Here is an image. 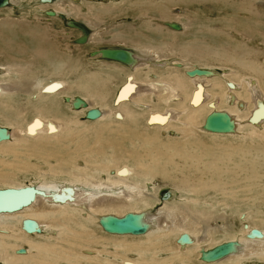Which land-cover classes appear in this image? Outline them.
<instances>
[{"label": "bare ground", "instance_id": "1", "mask_svg": "<svg viewBox=\"0 0 264 264\" xmlns=\"http://www.w3.org/2000/svg\"><path fill=\"white\" fill-rule=\"evenodd\" d=\"M55 1L56 0H18V8H20L21 11H26V13L28 10L31 13L40 12L47 14L49 19L66 21V26L79 32L78 38L74 41L76 45H86L90 42L95 43L103 41L101 36L95 38V36L91 34L92 30L85 23L77 22L75 20H66L67 17L74 14V11L82 13V10L77 7V4L73 3L78 2V0H67L70 8H72L71 10H69L68 7L65 8L64 5H59L57 7L59 10H48L49 8H52V5L48 4H53ZM100 1L103 2L108 0ZM115 1L117 2L120 0ZM178 1L179 0H166V4L172 7L173 5H176ZM187 1L192 2L195 5H199L200 3L198 0H180L181 3ZM26 3H28V6L30 7L29 9L25 8ZM13 5L14 0H7L5 5L0 6V10L8 7L11 9ZM115 5L116 3H111L109 6L116 7ZM157 9L159 11L158 16L157 14L155 15L159 19H163L164 23L162 26L170 27L172 30L171 33L173 34H179L177 32H181L183 28L180 22H174L172 18L167 19L168 22L165 21L166 18H168V14L164 5H160ZM241 10L246 11L244 9ZM102 13L105 14L106 11H102ZM249 13L256 15L255 13L257 12L252 9ZM169 20H172L173 22H170ZM148 28L151 31L161 30L157 24L153 25L151 23L148 25ZM0 29H3L1 25ZM124 34H117L114 36V39L128 46H139L142 48L140 50L138 49L139 51L125 49L127 50L128 57L125 55L126 59L123 60L119 57L122 54L119 55V52H117L119 49L110 48L92 52L90 57L97 59L101 58L107 63L110 61L122 68L127 66L132 72L145 73V76L150 78L148 80H151L149 86H147L149 89H147V92H144L146 94L142 95L143 92H141L139 93L141 96L137 95L140 86L138 85V81H135L134 78L131 77L129 81L119 88L116 95V105L113 109L106 105V98L102 93L103 90H101L103 83L102 81L100 82V80H97V82L95 81L96 79H93L94 81L85 80L80 84L79 90H82V94L84 93L86 97H80L76 104L87 101V107L81 106L76 108L73 105V101H75L76 97L72 98L67 96L69 101H67L65 97L66 103L71 104L75 110H78L76 111L77 113H83L93 124H96V127L101 129V132H99V139L106 135L109 137L114 136L112 142L108 144L109 147L114 149V154L111 155V157L109 156L104 163H96L94 165L90 163L91 160L88 159L90 156H88V165L82 170L83 173H69L71 177V181L67 180L69 185L59 181L48 183L43 181L42 177H39L38 179H35L29 187L23 188V185L17 184L15 180H13L15 178L14 174L9 175L8 173L5 174L0 171L1 184L12 188V192L9 194H5L4 196L0 195V261L3 262V264H59L62 262L61 260L65 258L66 260L64 259V262L67 264H81L78 257L89 262L95 261L96 259L94 258L86 257L84 254H77V252L72 250L76 248L75 241L79 234L84 238V243L90 242L94 245L96 244V246L104 243L103 238H94L89 232L83 234L71 227L72 222H74L72 219L79 215L86 218L87 222L89 221L93 225H99L106 233L111 235V240L117 245L122 244L121 249L123 248L127 252H132L135 249L137 254L139 253L144 259L146 258L144 254H153V257H147V260H123L124 262L122 264H182L184 261L190 260L189 255H191L192 252L197 253L202 264H251L250 259L254 255L259 254L264 257V227L260 226L258 223H254L255 219L253 218H249L248 221L249 216L245 217L243 214L240 215V218L244 220V223L240 230V236L237 239L236 235L229 233L232 238L230 241L214 246L213 244L215 242H213V237L210 235V214L201 212L202 214L200 216L197 215L198 212H194L185 207L182 208L179 206L180 203L173 204L175 201L174 199H177L178 197V192H176V190H171L168 194L167 192L163 194V200L171 199L168 202L165 201V206L162 209H159V212L155 213L157 210L155 212L153 211L150 199L159 195L156 188L152 187L151 183L152 179L157 175L161 176L165 181H175L180 187H184L189 192L196 194L205 192L207 188L219 189L223 187L225 189H230L234 183L221 181L219 176H214V178L205 180L208 168H203L199 165L200 160L196 158L198 155L195 153L196 151H194L197 148L195 146L196 142H190L192 149L187 150L184 148V145L178 143H163L156 135L147 136L141 134L142 132L139 134L133 133L135 130H132L131 127V125L137 120V113L131 108V106H135L136 108H139V110L142 109V111L144 110V112H147L149 124L156 126L157 129H174L175 121L182 122L185 120L186 125L193 128L192 130H186L188 134H193L194 129H199L203 133L207 131L205 132L206 134L209 132L212 133L210 135L213 136L236 135L241 132V130L246 129L251 133L256 134L257 130L264 127V70L253 69L255 74L252 73V75L254 76L243 77L239 82H237L238 79L232 81L229 78V72L226 70H223V74L222 72L220 74L218 70L211 67H207V69L198 68L196 66L191 67L193 65L185 60L186 56L191 54V52L187 50V45H182L181 47V51L186 55L184 58L167 60L166 57L164 58L163 54H161L163 50L162 43L157 44L154 39L138 33L131 36ZM29 36L33 40H36V42L39 41L36 48L13 49V43H9L2 51H0V59L11 57L12 61V63L5 65L0 63V100L6 98L9 99L10 96L16 95L20 92L30 95L36 91L37 74L32 71V64L34 66L35 59L48 60L49 57H56L53 50L45 49L42 45L50 44L51 42L57 43L61 39L52 41L49 38L50 36L45 33L31 34ZM143 40H146V42L143 43ZM149 42H152L153 45H149ZM197 47L199 49L202 48L200 45L195 48ZM238 51L239 50L236 49V52ZM7 52L12 53V56L6 55L8 54ZM207 52L210 51L207 49ZM114 53L118 54V56ZM105 54L110 55V57H106ZM197 55H199L200 58V54ZM209 55L212 56L214 53H210ZM218 55H220V58L224 61L236 62V60H238V64L241 68H245V66H248L246 64H249L248 59H243V57L239 55L235 57L229 56L230 54L228 53ZM22 56L33 57V60L31 59V62L29 63L27 61V63L24 61H15ZM200 60L204 59L200 58ZM62 65L61 62H58L56 68L53 67L56 69V72L53 74L54 76L61 77L64 75L61 71ZM260 66L263 67L262 65ZM168 67L185 68V74L188 76L187 81L194 84L195 88H191L188 84H185L184 79H182L185 78L183 76L182 78H177V80L173 82L172 80L165 81L166 79L163 80L153 74L155 73V69L161 70ZM256 69L258 68L256 67ZM173 71L175 70L173 69ZM158 72L160 71L158 70ZM151 73L153 77L150 76ZM235 76L238 77L237 75ZM142 82L145 84L144 81ZM139 84H141V82ZM221 84H225V87ZM210 87L215 90L218 88L220 90L219 93L215 90H211ZM71 90L72 85L67 81H52L44 86L43 90H39V96L40 98L41 96L51 98L55 95L65 93L66 91H69L70 93ZM243 90L247 95H240ZM151 95L159 96L160 102L162 101V103L166 102L167 104L172 103L174 105L179 104L182 106L179 109L174 108V110H172L169 108L171 110L158 112L155 111L151 105L144 104L142 100H138L141 97L144 99ZM182 95L185 96V99ZM35 97L37 99L38 95ZM97 103L101 105V108H96L95 105ZM157 103H159V101ZM184 103H188L189 105L186 106ZM33 106L35 105L33 104ZM167 106L169 107V105ZM225 106L228 107L224 109L223 107ZM239 106H242L245 112H241L238 109ZM205 108L208 109L206 113L208 115H206L204 124L199 125L198 119L206 112ZM22 110L23 109L21 108L16 109L15 116H13L10 103L7 104L5 101H0V112L5 115L2 117L3 121L9 126L15 122L14 131L11 130V127L10 129L0 126V137H2L0 138V153L5 156H10L12 154L15 155V162L7 163V160L1 159L2 161L0 160V163H4L2 165L9 166L12 170H26L31 168L29 162H25L19 157V154H21L20 150H23L24 147L30 146L29 144L33 145L27 148V155L29 153V148L37 149L39 144L45 145L53 140L61 141L63 138L65 139L64 141H61L62 143L69 142V140L71 142L73 139V131L71 126H69V123H72L71 120L67 122L65 118L58 114L52 116L50 113L51 110L47 111L41 108L40 110L38 109V116L35 118L34 123L27 124V126L23 128L22 124H25L23 116L26 112H22ZM89 110L94 111V118L87 117ZM48 114H51L52 117L47 116ZM93 115L91 114V116ZM112 116H119L122 119L125 118L127 121H130L131 124L128 127H123V124H105L104 120ZM209 125L213 126V128H210ZM113 126H115L116 129H114ZM96 127L94 128L96 129ZM122 128L124 130L125 128L128 129V132L122 133ZM177 131L183 132L182 129H177ZM65 134L67 136L69 135L67 139L64 137ZM122 138L130 142L133 147L132 151L134 152L118 149L121 147L120 140ZM133 138H138V140L141 141H135ZM86 145V143H79L80 149ZM94 147H92L93 154L96 156L102 154L101 148H97L96 145ZM180 147H182V149ZM87 148L88 147L85 148V152H88ZM34 154L38 153L36 152ZM43 154L41 151V153L37 155V158L39 160H45L46 162L52 158L58 161V156L54 151H52V153L46 151ZM91 156L94 155L91 154ZM226 157H223V159ZM124 160L126 163L133 162V165L126 164L121 166V163ZM20 161H23V163L20 164ZM57 163L56 168L58 173L63 174L68 170L66 169V163L64 161H58ZM72 163L74 165V160ZM244 163L247 162L243 161L242 165H246ZM91 167L92 170H95L94 175L88 173L89 171H92L90 169ZM222 167L223 166H221V168ZM233 167L232 169L228 168L229 171H227V175H239L243 172L245 179H241L240 181L246 183V189H248L254 182H258L262 177V175L255 169L256 167L250 166V164L244 167H242L241 164ZM221 168L219 169V172ZM112 169L117 170L118 177L116 179H109L107 180L108 182L96 181V175L98 172H108ZM122 169H124V171L120 172ZM60 170L63 171L60 172ZM231 178H229L230 181L232 180ZM1 191L2 190H0V192ZM151 192L153 193L152 195ZM239 192H241V189ZM172 200H174L172 204H169ZM175 205L187 214L182 217L179 222L171 220V213L167 211L168 207ZM183 205L185 206L186 204ZM127 215L134 216H131L132 220L128 223L115 222L113 220L109 223L112 217L123 219ZM184 219H186V221H184ZM12 220H20L18 231H16V226L10 223ZM135 221L137 223L136 227L134 224ZM205 225L207 226L206 229L204 228ZM226 225L227 229H231V224L226 223ZM202 226L204 229L201 228ZM79 227L82 228V226ZM132 227L134 228L132 229ZM117 229L126 231H117ZM3 232H8L10 235H3ZM201 232H203L204 235L200 237L198 234ZM38 236L42 238L47 237L57 241L55 244L51 245L45 243L43 245H38L30 242L34 237L38 238ZM170 237H175V245L177 248L172 247L171 243L167 240ZM66 238L67 240H65ZM7 240L8 243L9 240H12V242L8 244ZM20 240L23 245H16ZM63 242L69 244L70 248L64 249L62 254H60L57 251V248L60 247L59 243ZM130 243L132 246H127V244ZM10 250H13V255L10 253ZM83 250L88 253L93 251L91 248H83ZM99 251L100 250L97 249L96 252L98 253ZM157 252H166L168 258L157 260ZM222 252H224V255L221 258L214 259ZM97 260V264H116L110 261Z\"/></svg>", "mask_w": 264, "mask_h": 264}, {"label": "rangeland", "instance_id": "2", "mask_svg": "<svg viewBox=\"0 0 264 264\" xmlns=\"http://www.w3.org/2000/svg\"><path fill=\"white\" fill-rule=\"evenodd\" d=\"M198 1L200 2L199 5H195L194 3L188 1L185 3H181L179 0L176 5H173L171 7L166 4V0H120L117 2L115 0L114 1L108 0L103 2L100 0H90V1L78 0V2H73V3L77 4V7L82 10V13H77L74 11V14L71 15L70 17H67L66 20H75L77 22L85 23L90 27V29L92 30L91 34H93L95 38H98L100 36L103 38V41L101 42H95V43L90 42L86 45H76L74 43V41L78 38L79 32L77 30H73L70 27L66 26L65 23L66 21L60 19H49L47 17V14L45 13H40V12L31 13L29 10L27 13L26 11H21V9L18 8L19 6L18 0H14V5L12 7L10 6L11 9L8 7L0 10V25L3 28L0 29V51H2L3 48L9 43H13L12 44L13 49L36 48L38 46L39 41L36 42V40H33L29 36L31 34L45 33L48 36H50L49 38L52 41H55L56 39H61L57 43L51 42L50 44L42 45V47L45 49L53 50L55 52L56 57H49L48 60L35 59L34 66L32 64L31 69L34 73L37 74L36 91L30 94L33 97L20 92L17 93L16 95L10 96L9 99L6 98L0 101H5L7 104L10 103V105L12 106L11 112L13 116H15L14 115L15 110L18 108L23 109L22 112H26L25 115L23 116L25 118V119L23 118V121L25 122V124L24 123L22 124L23 128H25L27 124L34 123L35 118L38 116L37 113L38 109L40 110L42 108L47 111L51 110L50 113L52 114V116L58 114L59 116L65 118L67 122L71 120L72 123H69V126H71V129L73 131V139L71 142L69 140V142L62 143L61 141H64L65 139L63 138L61 141L53 140L50 141V143H46L45 145L43 144L41 145L38 143L39 145L37 146V149L29 148L28 155H27L28 152L27 148L33 144H29L30 146L24 147L23 150H20L21 154H19V157L23 161L29 162L31 168L26 170H21V169L12 170L9 166L2 165L4 163H0V171H2L5 174L8 173L9 175L14 174L15 178L13 180H15L17 184L23 185V188L29 187L33 183V181L35 179H38L39 177H42L43 181L48 183L59 181L69 185V182H67V180L71 181L70 180L71 177L69 173L70 174L83 173L82 170L88 165L87 163L88 156H90L88 158L91 160V161L89 160L90 163L94 165L96 163L99 164L104 163L109 156L111 157V155L114 154V149L108 146V144L112 142L113 140L112 138L114 136L109 137L106 135L101 139H99L100 137L99 132H101V129L99 127H96L95 126L96 124H93L88 118H86L85 117L86 115H84L83 113H77L76 111L78 110H75L71 104L66 103L65 97L66 98L67 96L72 98L86 97L84 93L82 94L81 92L82 90H79L80 84H82L83 81L85 80L94 81L93 79H96L95 80L96 82L97 80H100V82L102 81L103 86L101 90H103L102 93L106 98L105 100L106 105L109 108L113 109L116 105L115 103L116 95L119 88L122 85H124L127 81H129L131 77L134 78L135 81L137 80L138 85L140 86L138 88L139 91L137 95H139V93L141 92H143L142 95L146 94L144 92H147V89H149V87L147 86H149L151 80H148L150 78H148V76H145V73L132 72V70L127 66L123 65L124 66L123 69L122 67L117 66L110 61L109 63H107L101 58L97 59L90 57L92 52L102 50L105 48H110V49L124 48L128 50H138V49L140 50L142 48L139 46L137 47L128 46L122 42L120 43L118 40L114 39V36L117 34L125 33L124 35L128 34L131 36L133 34L135 35V33H138L140 35H146L149 38L154 39V41H156L157 44L162 43L163 50L161 54H163L164 58L166 57L167 60H175V58L176 59L184 58V56L186 55L181 51L182 50L181 47L182 45H187L189 47V48L187 47V50H189L191 54L186 56L185 60L193 65L191 67L196 66L202 69H207V67H211L215 70H218L220 74L221 72L223 74L224 72L223 70H226L227 72H229V78L232 81H236L238 79L237 82H239L240 80H242L243 77L254 76L252 75V73L255 74L254 70L263 71L264 70L263 68L264 67V0H198ZM66 2L67 0H56L53 4H48V5H52L53 8V9L49 8L48 10H54V9L59 10L57 8L59 5H64L65 8L68 7V9L71 10L72 8H70L68 2L67 3ZM111 3H116L115 5L116 7L109 6ZM160 5H164L167 9L168 18H166L165 20L166 22H168L167 19H171V18L173 19L174 22H178V23L180 22L183 28L181 32H177L179 34H173L171 33L172 30L170 27L168 28L167 26H162L164 23L163 19H159L157 17L159 12L157 7H159ZM201 6H205V7H201ZM25 8L27 9L30 8L28 6V3L25 4ZM241 9H244L246 11H242ZM252 9H254L257 12L255 13L256 15H252L251 13H249V11H251ZM102 11H106V13L103 14ZM155 14H157V16ZM169 21L173 22L172 20ZM150 23L153 25L157 24L158 27L161 28V30L160 31L149 30L148 25ZM145 42L146 40H143V43ZM149 45H153V43L149 42ZM198 45L202 46V48L201 49H199L198 47L195 48ZM207 49L210 52H207ZM236 49H238L239 51L236 52ZM7 53L8 54L6 55L12 56V53L10 52ZM210 53H214V55L211 56L209 55ZM216 53L218 54L228 53L230 54L229 56H233V57L237 55L242 56L243 59L249 60V64L246 65L248 66L250 65V66L249 67L245 66V68L244 67L241 68L240 65L238 64V60H236V62L224 61L222 60V58H220L221 56ZM197 54H200V58H203L204 60H200L199 55ZM26 57L22 56L20 57V59H16L15 61L16 62L24 61L25 63L31 62V59L33 57H29V56ZM58 62H61L63 64L61 67L62 68L61 71L63 72L64 77L63 76L56 77L53 75L56 72V69L54 68H56V64ZM0 63L3 65L12 63L11 57L1 58ZM260 65H262L263 67H261ZM256 67L258 69H256ZM169 68L170 67L161 70L158 69L160 72H158V70L155 69L154 71L155 73L153 74L163 80L166 79L165 81L172 80L173 82H175L177 78H182L183 76L185 77L182 78L184 79V83L188 84L189 87L191 88H195L194 84L187 81L188 76L185 74L186 71L185 68L183 69L172 68V67L170 69ZM173 69L175 71H173ZM156 70H157V74H156ZM230 71H232L233 73ZM235 75H237L238 77H236ZM150 76L153 77L152 73ZM232 77L235 79H233ZM59 80L67 81L69 84L72 85V90L70 91V93L69 91H66L65 92L66 94L62 93L60 95H55L54 97L51 98L41 96L40 98L39 90H43L44 86L51 83L52 81H59ZM141 80L144 81L145 84H143ZM140 82L141 84H139ZM221 85L224 86L225 84H221ZM210 89L215 90L214 88L211 87ZM216 89L217 90L215 91L219 93L220 90L218 88ZM241 93L242 94L240 95L242 96L247 95L246 92H244V90ZM37 95H38L37 98L38 100L35 97ZM139 96H141V94ZM158 97L159 96L151 95V96H147L146 98L143 97L144 99H142L141 97L138 100H142L144 104L151 105V107L158 112L167 111L171 109L174 110V108L179 109L182 106L179 104L174 105L172 103L167 104L166 102L162 103V101L160 102V97L159 98ZM182 97L185 99L184 95H182ZM158 101L159 103H157ZM33 104L35 106H33ZM184 104L186 106L189 105L188 103H184ZM167 105H169V107ZM95 106L96 108L97 107L99 108L101 105L97 103ZM227 107L228 106H225L223 108L226 109ZM131 108H133L134 111L137 113L136 115L137 120L135 122L136 124L133 123L134 125L133 124L131 125L132 130H135L133 131V133L139 134L142 132L141 134L147 136L156 135L158 138L161 139L163 143H174V144L178 143L184 145V148L187 150L192 149L190 142L192 141L196 142L195 146L197 148L194 151H196L195 153L198 155L196 158L200 160L199 165L203 168L206 167L208 168V172L207 175L205 176L206 178L205 180H208L209 178L210 179L214 178V176L215 177L219 176L221 181L233 182L235 184V185L233 184L232 187H230V189H225L223 187L219 189L207 188L205 192L196 194L189 192L184 187H180L179 184L175 181H165V179L157 175L152 179L151 183H152V187H155L159 194L157 197H155L159 201L155 198H151L152 200L150 199V203L153 207V211L155 212L157 210L155 213L159 212V209H162L165 206V201L168 202L171 199L169 198L168 200H163L162 198L163 194L167 191L176 190V192H178V197L177 199L176 198L174 199L175 201L172 200L171 202H169V204H172L173 201H174L173 204L180 203L179 206H181L182 208L185 207L194 212H198L197 215L200 216L202 213L210 214V219L209 218L208 219L210 220L209 221L210 235L211 237H213V242H215L213 244L214 246L221 243L224 244L225 242L230 241L232 239L230 234L236 235V239L240 236V230L244 223V220L240 218L241 214L245 215V217L249 216L248 221L249 218H253L255 219L254 223H258L260 226L264 227V133H263L264 127L261 128L260 130H257L256 134L251 133L248 129L241 130V132H239L236 135H226V136H215V135L213 136L210 135L212 133L208 132V134H206L205 132L207 131L203 133L199 129L197 130L194 129L193 134H188L186 130H192L193 128L191 126L186 125L185 120L182 122L175 121L174 129L173 128L167 130L157 129L156 126L149 124L148 114L146 111L144 112V110L142 111V109L139 110V108H136L135 106H131ZM205 109L206 112L202 115L201 118L198 119L199 125L204 124L206 115H208L206 114L208 109L207 108ZM238 109L241 112H245L242 106H239ZM3 114H1L0 112V126L7 128L11 127L12 129L11 128L10 129L14 131L15 122L12 123L13 126L6 125V123L2 119V117L5 116ZM51 114L50 115L48 114L47 116L50 117ZM104 122L105 124L108 123L113 125L123 124V127H128L131 124L130 121H127L125 118L122 119L119 116L116 117L112 116L104 120ZM94 127H96V129ZM113 128L116 129L115 126H113ZM177 129H182L183 132L177 131ZM121 132L127 133L128 129L125 128V130L123 129L121 130ZM66 134L64 135V137H66L67 139L69 135L67 136ZM133 140L141 141L138 140V138L135 139L133 138ZM120 142H121V147L118 148L119 150H128L130 152H134L132 151L133 147L131 146L128 140L122 138ZM79 143L82 144L86 143L87 145L85 147L83 146V148L80 149ZM95 145L97 148L99 147L102 149V154L96 156L95 154L92 153L93 152L92 147H94ZM86 147H88L87 151L88 152L90 151L89 153L85 152ZM180 148L182 149V147ZM41 151L42 154L45 153L46 151H50L51 153L52 151L56 152L58 156V161L60 162L64 161L66 163V169L68 170L65 169L66 172L63 174L58 173V170L56 168L58 161H56L54 158L48 160V162H46L45 160H39L37 158V155H39ZM36 152L38 154H34ZM90 153L94 156H91ZM223 157H226L227 159L226 158L223 159ZM1 159L7 160L6 161L7 163H12L15 162V155L12 154L10 156L9 155L5 156L0 153V160ZM73 160H74V165L72 163ZM228 160L229 161L231 160L230 162L232 164ZM23 161H20V164H22ZM235 161L237 162V164ZM243 161L247 162L244 163L246 165H242ZM126 164L133 165V162L126 163L124 160L122 161L121 166H124ZM240 164L242 167L248 166L249 164L250 166L256 167L255 169L258 171V173L262 175V177L258 180L259 183L254 182L248 189H246L245 188L246 183L240 181L241 179L243 180L245 179V175L243 172L239 175H232V176L227 175V171H229L228 168L232 169L233 166L235 167ZM221 166L223 167L221 168ZM220 168L221 170L219 172ZM90 169L92 170V167ZM62 171L63 170H60V172ZM123 171L124 169H122L120 172ZM224 172L226 175L224 174ZM88 173L90 174L92 173L94 175L95 170L93 169ZM117 177H118L117 170L112 169L108 172H98V174L96 175V181L108 182L107 180L109 179L114 180ZM229 178H231L233 181L232 180L230 181ZM135 180H139V179H135ZM141 181L144 182L143 180ZM1 183L2 182H0V190L12 189ZM240 189L241 192H239ZM152 194L153 193L151 192V195ZM183 204L186 205L184 206ZM167 211L171 213L172 216L171 220H175L176 222H179L182 219V217L187 215L185 211L180 210L176 205L168 207ZM82 217L83 216L79 215L76 218L72 219L74 222H72L71 227L74 230L83 234L89 232L91 233L92 236H94V238H99V239L103 238L104 243L98 246L90 242L84 243V238L79 234L76 237V241H75L76 248L72 249L74 252H77V254H84L86 257L92 259L94 258L96 260L98 259L99 261H110L116 264H122L124 262L123 260L140 261V260H147V257L148 258L153 257V254L151 253H149L148 255L144 254V256L146 257L144 259L143 257L140 256L139 253L137 254L135 249L132 252H127L123 248L121 249L122 244L117 245L113 240H111L110 234L106 233L99 225L96 224L98 226L97 227L96 225L91 224V222L89 221L87 222V219ZM79 218H81L82 221ZM19 221L20 220L10 221V223L16 226V231H18L20 225ZM75 221L78 223H76ZM184 221H186V219H184ZM226 223L231 224L230 226L231 229L226 228L227 226ZM79 226H82V228ZM205 226L204 228L206 229L207 226L206 227ZM201 228H203V226ZM2 234L10 235V233L8 232H3ZM203 235H204L203 232L198 234V236L200 237ZM174 238L175 237H170L167 240L171 243L172 247L177 248V246L175 245ZM53 240L54 239H50L47 237L42 238L38 236V238L34 237L30 242L38 245L41 244L43 245L44 243L47 245L48 244L51 245V244H55L57 241V240L56 241ZM65 240H67V238ZM20 241H18L16 245L22 246L23 245L22 241L21 242ZM11 242L12 240H9V243ZM59 245L60 247L57 248V251L60 254H62L64 249L70 248L69 244H67L66 242L59 243ZM127 246L131 247L132 244L131 243L127 244ZM83 248H91L93 249V251L92 252L90 251L91 253H88L85 252ZM97 249L100 250L98 252L99 254L96 252ZM10 253L13 255V250H10ZM191 255H189L190 260L184 261L182 264H202L198 258L197 253L192 252ZM156 258L157 260H163L164 258H168V255L166 252H159ZM64 259L65 258H63L61 260L62 262H60L59 264H67L66 262H64ZM78 259H80L79 262L81 264H97L96 260L89 262V261H85L81 257H78ZM250 260H251V264H264V257L262 255L260 256L259 254L254 255ZM0 264H3V262H1Z\"/></svg>", "mask_w": 264, "mask_h": 264}, {"label": "water", "instance_id": "3", "mask_svg": "<svg viewBox=\"0 0 264 264\" xmlns=\"http://www.w3.org/2000/svg\"><path fill=\"white\" fill-rule=\"evenodd\" d=\"M7 2V0H0V6H3V5H5V3ZM77 25H78V23H77ZM117 52H119V55H121V56H119V57H121L120 59H126V57H125V55L128 57V54H127V50H125V49H119V50H117ZM114 54H116V53H114ZM105 56L106 57H110V55H108V54H105ZM116 56H118V54H116ZM67 99V101H69V98H66ZM79 99V97H77L76 99H75V101H73V105H74V107H76V108H79V107H81V106H83V107H87L88 106V102L87 101H84V103H80V104H76V102H77V100ZM91 114L93 115L94 114V111L93 110H89V112H88V114H87V117H91V118H94V116L95 115H93V116H91ZM99 116V115H98ZM209 127L210 128H213V126H211V125H209ZM1 131V130H0ZM0 138H2V137H0ZM10 192H12V190L11 189H5V190H2L1 192H0V195H5V194H9ZM169 193V191H167V194ZM131 216L132 217H134L133 215H127L125 218H123V219H119V218H116V217H112V219L109 221V223L113 220V221H115V222H130L132 219H131ZM134 224H135V227L137 226V223H136V221L134 222ZM134 227H132V229H133ZM117 231H126V230H118L117 229ZM128 231V230H127ZM132 231V230H131ZM134 231V230H133ZM224 255V252H222V253H220L219 255H218V257L216 258H214V259H218V258H221L222 256Z\"/></svg>", "mask_w": 264, "mask_h": 264}]
</instances>
